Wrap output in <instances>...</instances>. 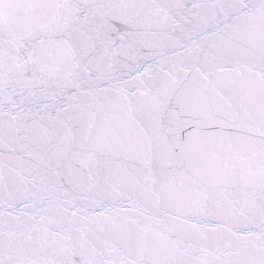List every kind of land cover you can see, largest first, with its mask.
<instances>
[{
  "label": "snow or ice",
  "instance_id": "snow-or-ice-1",
  "mask_svg": "<svg viewBox=\"0 0 264 264\" xmlns=\"http://www.w3.org/2000/svg\"><path fill=\"white\" fill-rule=\"evenodd\" d=\"M0 264H264V0H0Z\"/></svg>",
  "mask_w": 264,
  "mask_h": 264
}]
</instances>
